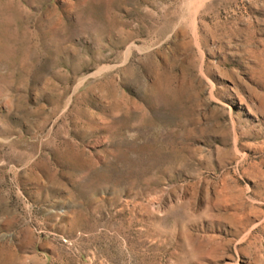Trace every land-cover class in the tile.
<instances>
[{
    "label": "rangeland",
    "instance_id": "374dc122",
    "mask_svg": "<svg viewBox=\"0 0 264 264\" xmlns=\"http://www.w3.org/2000/svg\"><path fill=\"white\" fill-rule=\"evenodd\" d=\"M0 264H264V0H0Z\"/></svg>",
    "mask_w": 264,
    "mask_h": 264
}]
</instances>
